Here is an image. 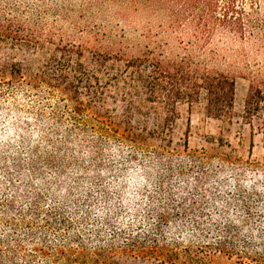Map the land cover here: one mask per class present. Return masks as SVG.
<instances>
[{"label":"trees","instance_id":"trees-1","mask_svg":"<svg viewBox=\"0 0 264 264\" xmlns=\"http://www.w3.org/2000/svg\"><path fill=\"white\" fill-rule=\"evenodd\" d=\"M140 9L167 22L144 32V44L123 31ZM263 9L264 0H41L32 14H1L0 51L11 41L14 57H40L31 56L34 73L13 60L0 79V264H210L220 255L264 264L254 140L248 158L189 148L194 113L221 122L208 142L230 146L236 75L223 65H242V119L264 128ZM104 42L109 51L92 50Z\"/></svg>","mask_w":264,"mask_h":264},{"label":"rangeland","instance_id":"rangeland-1","mask_svg":"<svg viewBox=\"0 0 264 264\" xmlns=\"http://www.w3.org/2000/svg\"><path fill=\"white\" fill-rule=\"evenodd\" d=\"M41 0H0V15L11 16V14L17 13L22 16H26L25 14H32L35 8L38 6ZM59 1V0H58ZM74 4L79 8L81 4V0H74ZM264 11V9H263ZM81 12L76 13V17L80 15ZM54 16H49V21H54ZM91 17L87 16L86 18H82L84 22H87L90 26L97 24L96 20H92ZM127 25L124 23L121 24V27H118L116 34H122L123 26L125 28L126 38H128L129 42H141L145 43L143 39V33L147 30H153L152 34H154L157 29H160L161 25H166V20L160 12H155L152 9H140L136 13H128L126 16ZM62 23V22H61ZM117 23V22H116ZM99 24V23H98ZM99 26V25H97ZM59 27L62 28V35L67 36L69 38L73 37L75 34L72 31V28L67 25V23H62ZM167 27V26H166ZM164 38L169 36L167 33L162 34ZM171 35V34H170ZM80 36V35H79ZM87 38V34H83ZM78 38V36H77ZM168 42L170 46L176 45V42L173 38L168 37ZM11 41L8 43H2V49L0 51V79L10 78V63L14 60L19 61L20 59H25L23 65V71L30 75L34 73L38 69V62H34L30 60L32 57H40L39 55L32 56L25 50H17V55H12V49L10 48ZM128 44V43H127ZM107 42H104L102 45H92V50H105L107 49ZM139 54L137 49H132L129 51L128 56H136ZM32 56V57H31ZM37 58V59H38ZM42 59V58H41ZM30 60V61H29ZM223 68L230 73H234L236 75V93H235V109L237 115L232 120L231 125H229L230 130L225 131L224 135L227 140L230 141V146H221L218 143H211L206 140V136H218L221 125L220 121L217 120H204L201 121L202 116L194 113L191 118V134L192 136L189 138V148L192 151H205L208 154H220V155H230V156H238L241 155L244 158H248L249 153V144L250 140H254V149L252 151V158L259 160L264 163V128L256 125L253 129L242 119V113L244 109V101L246 95L249 90V79L244 77L243 74L245 71L242 65H238V63L233 64L229 67V65H223ZM243 72V73H242ZM187 128V120L182 118L177 121L176 126L174 127V131L171 135L172 137V147L175 149L182 148V143L184 141V133ZM141 264H157L155 262H144ZM210 264H239L235 258H228L226 256L220 255L214 258Z\"/></svg>","mask_w":264,"mask_h":264}]
</instances>
